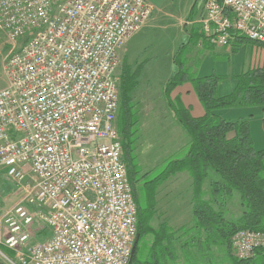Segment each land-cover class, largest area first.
<instances>
[{"label":"built area","instance_id":"1","mask_svg":"<svg viewBox=\"0 0 264 264\" xmlns=\"http://www.w3.org/2000/svg\"><path fill=\"white\" fill-rule=\"evenodd\" d=\"M146 0H0V29L21 41L0 87V169L17 197L0 217L12 264H128L137 207L117 127L119 51L150 18ZM213 46L233 34L264 44V0H205ZM36 225L46 238L34 241ZM236 259L264 252L238 229Z\"/></svg>","mask_w":264,"mask_h":264},{"label":"trees","instance_id":"2","mask_svg":"<svg viewBox=\"0 0 264 264\" xmlns=\"http://www.w3.org/2000/svg\"><path fill=\"white\" fill-rule=\"evenodd\" d=\"M180 54L181 51H178L174 56L177 70L165 84V96L178 85L189 82L204 113L193 117L175 101H169L188 136V143L181 156L165 162L155 180L163 182L176 171H185L192 179L191 220L178 228L164 222L156 227L151 224L154 214L151 195L146 196L144 206L137 204L135 181L139 169L132 152L138 129L130 103L136 73L126 69L120 76L117 127L136 202L139 235L128 264H223L213 261L212 256L207 254L211 246L217 245L229 252V264H264L263 251L245 259H236L229 251V238L236 230L264 232V149L257 150L253 146L246 120L230 121L219 112L234 104L264 105V70L253 69L238 75L234 90L221 96L217 92L220 78L216 74L195 76L186 65V54L183 60L179 58ZM208 171H213L218 178L210 184L208 199H203L202 184ZM218 193L221 199L237 195L240 205L237 219H227L224 201L216 199ZM211 202L217 208H213ZM177 249L182 251L180 259L175 252Z\"/></svg>","mask_w":264,"mask_h":264},{"label":"crops","instance_id":"3","mask_svg":"<svg viewBox=\"0 0 264 264\" xmlns=\"http://www.w3.org/2000/svg\"><path fill=\"white\" fill-rule=\"evenodd\" d=\"M146 1L153 6L150 18L122 47L124 55L123 59L126 60L127 65H130L131 61H137L136 64L140 66L139 63L142 61L137 58V54L136 57L131 58V61L130 57L127 59V56L124 54L130 40H132L138 31L151 24L156 16H169L165 15L166 13H164V10L166 6H168L167 3L173 2V0ZM201 1L202 4L200 8L198 4L199 0H193L189 10H186L181 16L173 17L174 20L172 21V26L180 31L181 36L183 35V40L177 43L176 49L172 53L171 62L173 63V69L169 78L173 76L177 69L174 65V54L183 50L187 53L186 56L190 58L186 64L190 67L191 73L198 77L216 74L220 78L217 92L219 95L224 96L234 90L238 75L253 69L264 70V44L248 40L236 33L233 34L230 47H219L210 44L204 38L200 24L197 22V19L203 14V3L205 0ZM193 40L195 41L194 43L192 42ZM194 55H201V61L197 64H194ZM138 75L139 74H137L135 80H137ZM165 83H167V81ZM162 94L164 95L163 97L167 104L164 108L168 115L165 117L164 121L167 122L155 121L150 123L148 126L153 129L155 128L156 131L147 136L146 142L139 144H147L149 149L148 156H153L152 161L154 162L160 160V158H156L159 151L161 152L158 147L165 146L171 149L162 158V161L167 162L170 159L181 156V153L183 152L182 148L184 149L188 143V136L174 115V112L169 105V101H175L181 107L186 109L193 117L201 116L204 113L203 107L189 82H184L183 84L178 85L168 94V96H165V93ZM219 112L224 118L230 121L246 120L248 122L253 146L257 150L264 149V105L242 106L234 104L231 107L221 109ZM137 126L140 127L139 123ZM138 130V134L136 133L138 138L136 140L142 137L141 130L143 129L140 127ZM135 163L138 165L137 162ZM158 167L162 168L163 165L157 167L154 165L148 171L141 172L139 179L143 180V182L140 186V191L141 193L146 192L147 195L153 197L152 202L154 203V214L151 220L153 226L156 227L164 222L170 227L178 228L182 224L191 220L193 205L192 179L187 172L176 171L163 182H157L155 178L159 174V172L156 173ZM217 178L218 176L213 171L207 173V177L202 184L203 199H208L210 184ZM211 206L214 208L213 202H211ZM0 249H2V253H5L4 251H6L13 258L14 253L12 251L7 250L1 245ZM194 254L197 255V252L194 251ZM1 255L0 264H8L4 261V257Z\"/></svg>","mask_w":264,"mask_h":264},{"label":"rangeland","instance_id":"4","mask_svg":"<svg viewBox=\"0 0 264 264\" xmlns=\"http://www.w3.org/2000/svg\"><path fill=\"white\" fill-rule=\"evenodd\" d=\"M192 2L193 0H173L172 3H167L168 6H166L164 13H166L165 15L169 16H156L152 20L151 24L138 31L132 40H130L128 47L126 46L127 49H125L124 54L127 56V59L130 57V61L131 58L136 57L137 54V58L142 60L139 63L140 66L136 64L137 61H131L130 65H127L126 60L123 59V46L119 51V65L116 70V77L118 79L119 85L120 76L124 70L127 69L128 72H134L136 73V76L139 74L137 80L135 81V86L130 92V103L133 105L132 110L134 112V118L136 121L135 127L137 129L140 127L143 129L141 130L142 137L135 141L133 145L134 151L132 152L135 159L134 161L138 163L137 168L140 169V172H137L135 189L136 193L138 194L137 204H140L141 206L145 205V198L147 196L146 192L141 193L140 191V186L143 182V180L139 179L141 172L148 171L154 165H156V167L160 165L164 166L165 161H162V158L171 149L165 146L158 147L161 152L159 151L156 158H160V160L154 162L152 161L153 156H148L149 149L147 144H139L146 142L147 136L156 131L155 128L153 129L148 126L150 123L155 121L167 122L164 121L165 117L168 116L164 109L167 104L162 93H164L163 90L166 84L165 82L170 79L169 75L173 69V63L171 62L172 53L175 51L177 43L183 40V35L181 36L180 31H178L176 27L172 26V21L174 20L173 17H178L179 15L181 16L186 10H189ZM198 4L200 8L202 1L199 0ZM20 43L21 41H10L0 29V87L4 86L5 84L3 72L6 60L9 55L20 45ZM180 51L181 54L179 58H182L183 60V55L187 53H185L183 50ZM176 55L177 52L174 54V56ZM189 60L190 58L187 56V63ZM193 61L194 64L199 63L201 61V55H194ZM174 65L176 67L175 62ZM138 123L140 127L137 126ZM137 134L136 138H138ZM156 170V173H158L161 170V167H158ZM220 196L221 194L218 193L216 195V199L217 201H224L225 209L227 210V219H237L240 216V205L237 195L233 194V196L223 199H221L222 197ZM16 197L17 191L14 183L12 181L10 182V180L4 175V171L0 169V217L4 211L9 206H11L15 200H17ZM214 207L217 208V205L214 204ZM33 228L34 232H37L35 233L36 239L34 241L46 238L47 230H44L43 225H36ZM1 246L5 247L3 245ZM4 252L5 253H2V249H0V255L2 254L1 256L4 257V261L8 264H12L15 260L14 256L12 258L9 253L6 251ZM175 252L178 259L182 258V251L180 249H177ZM207 252V254L212 256L213 261L229 264L227 256L229 252L226 251L223 246H211Z\"/></svg>","mask_w":264,"mask_h":264},{"label":"water","instance_id":"5","mask_svg":"<svg viewBox=\"0 0 264 264\" xmlns=\"http://www.w3.org/2000/svg\"><path fill=\"white\" fill-rule=\"evenodd\" d=\"M138 238H139V235L137 234V235H136V238H135V241H134L133 249H134V246L136 245V243H137V241H138ZM133 249H132V251H133Z\"/></svg>","mask_w":264,"mask_h":264}]
</instances>
